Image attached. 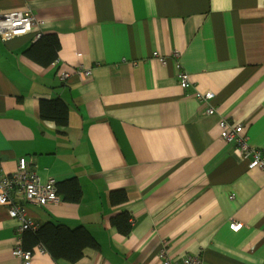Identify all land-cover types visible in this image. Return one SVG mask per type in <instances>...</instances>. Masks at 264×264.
I'll return each mask as SVG.
<instances>
[{
  "label": "crops",
  "instance_id": "1",
  "mask_svg": "<svg viewBox=\"0 0 264 264\" xmlns=\"http://www.w3.org/2000/svg\"><path fill=\"white\" fill-rule=\"evenodd\" d=\"M15 10L32 11L55 58L27 54L37 31L0 36L3 170L24 157L42 181L54 178L58 202L16 199L39 226L85 227L98 243L71 261L24 232L32 264H163L162 251L264 264V167L250 169L220 126L242 123L264 159V0H0V13ZM57 98L69 106L68 126L41 117L42 99ZM72 180L79 201L66 198ZM118 190L127 198L113 202ZM124 215L128 234L113 223ZM18 225L0 204V264H21Z\"/></svg>",
  "mask_w": 264,
  "mask_h": 264
},
{
  "label": "built area",
  "instance_id": "2",
  "mask_svg": "<svg viewBox=\"0 0 264 264\" xmlns=\"http://www.w3.org/2000/svg\"><path fill=\"white\" fill-rule=\"evenodd\" d=\"M37 24V18L31 10H15L6 13H0V36L4 41L11 40L17 36L28 35L36 32L34 29ZM42 37L40 31L36 32V39ZM178 57V56H176ZM165 61L164 57H159ZM180 66V65H179ZM181 68V67H180ZM76 74L91 76V69L75 70ZM79 72V73H78ZM72 75L70 71H64L61 74L62 80H67ZM183 87L190 85V75L181 70L178 74ZM213 92H206L199 95L202 100L213 98ZM208 113L213 114L215 110L210 107ZM221 137L228 142H234L240 146V149L246 160L249 161L250 169L255 167H264L263 152L252 147L249 143V136L244 133V125L235 123L229 119H221ZM20 194L27 203L38 206H47L53 202H58L61 198L57 188V181L50 178L42 181L39 175L28 166L24 157L18 160L17 169L13 172H5L2 167V153L0 151V204L4 205L11 218L19 222L17 244L14 247V253L21 264H32L33 251L23 248L21 236L28 230H37L38 224L28 216L26 204L16 199L15 195ZM242 223L233 222L231 228L238 231ZM161 257L163 264H201L202 258L199 254H190L181 259V261L171 258L162 251Z\"/></svg>",
  "mask_w": 264,
  "mask_h": 264
},
{
  "label": "trees",
  "instance_id": "3",
  "mask_svg": "<svg viewBox=\"0 0 264 264\" xmlns=\"http://www.w3.org/2000/svg\"><path fill=\"white\" fill-rule=\"evenodd\" d=\"M36 46L28 49L27 54L34 60L48 64L55 58L51 48H49L48 40L45 36L36 42ZM41 117L42 119L54 122L57 126L65 127L69 124V106L61 98L41 101ZM70 193L67 199L79 201L82 198V189L76 180L70 182ZM58 192L61 194L62 186H58ZM120 195V196H119ZM112 201L117 202L118 199L125 200L127 197L124 191H113ZM113 223L124 234H128L131 230L130 216L124 215L113 219ZM32 233L34 243L42 245L46 250L50 251L55 258H67L71 261L79 259L83 254L85 247H96L98 245L95 237L85 228H70L66 225L46 223L38 226L37 230L28 229L25 233ZM25 236V234H24ZM24 246V245H23ZM25 250L32 251L31 248L25 247Z\"/></svg>",
  "mask_w": 264,
  "mask_h": 264
},
{
  "label": "rangeland",
  "instance_id": "4",
  "mask_svg": "<svg viewBox=\"0 0 264 264\" xmlns=\"http://www.w3.org/2000/svg\"><path fill=\"white\" fill-rule=\"evenodd\" d=\"M23 36V35H22ZM17 37H19V36H17ZM16 38V37H15ZM14 39V38H13ZM9 41V40H8Z\"/></svg>",
  "mask_w": 264,
  "mask_h": 264
}]
</instances>
